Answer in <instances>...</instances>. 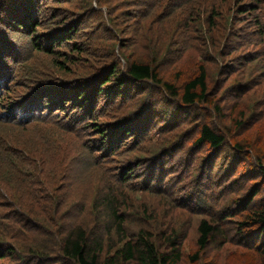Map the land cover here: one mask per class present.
<instances>
[{"label": "trees", "instance_id": "trees-1", "mask_svg": "<svg viewBox=\"0 0 264 264\" xmlns=\"http://www.w3.org/2000/svg\"><path fill=\"white\" fill-rule=\"evenodd\" d=\"M75 1H79L77 4L79 8L74 18L72 15L74 10L69 7ZM208 1L211 2V0ZM105 5L108 10H99ZM205 6L213 13L211 21L222 25L226 30L228 25L214 21L213 18L220 14L213 12L217 10L216 8L210 10L206 0H118L116 4H112L111 0H0V151L13 150L18 156L11 162L19 163L17 171L36 178L39 183L42 182L46 171L36 154L37 150H28L24 146L19 147L11 142V138L14 137L7 127L12 121L18 120L25 122L26 126L43 130L41 135L55 130L73 138H79L81 143L70 147L75 149L79 147L77 150L79 154L74 156L76 159L83 155L82 157L90 161L89 164L85 163L87 169L83 171V174H86L88 170L93 172V169L99 167L106 168L101 173L103 178L106 183L116 185L121 194L125 188L134 186L147 191H169L171 184L168 183V177L172 172L169 164L162 163L165 152L149 155L146 158H131L124 165L116 163L123 151L129 147L128 140L131 137L136 138L134 145L139 149L143 147L142 137L147 139L153 136L150 134L152 117L147 113L141 114L138 119L124 118V121L119 123L106 118L107 113L115 106V101H118L121 95V91H118L116 86L107 85L111 82L110 77L119 72V66L110 65L112 74H102L98 82V77L95 75L69 77L65 73H71V66L73 62L77 63L79 53H84L83 60L90 61L89 54H86L89 51L88 46L96 45L98 41L103 40V37L98 34L103 24H99L98 30L92 28L94 13L99 12L107 26L111 27V32L119 37L121 31L119 25L122 19L129 23L135 21L159 23L156 17L162 19L179 15L181 20L177 28L181 30L180 36L170 41L185 48L189 45L190 38L197 40L200 37V33L194 27L196 22L194 19L190 20L195 10L200 12L199 10ZM209 11L203 10V17ZM238 12L244 14L238 19L237 33L241 28L240 22H247L249 31L243 38H246L247 43L256 46L247 52L244 60L247 62L264 60V0L243 2ZM250 14L253 15L251 20ZM185 27L186 30H183V33L182 29ZM249 34L253 36L247 37ZM234 35L242 36L240 32ZM126 37L125 35L123 39ZM240 45L241 43H238V46ZM107 48L101 58L108 57L109 47ZM233 51H235L234 48L228 55H231ZM240 59L243 60V58ZM153 64L139 60L129 61L125 71L127 79L162 85L169 96L180 97L181 107L190 106L196 110L199 104L214 103V100L210 101L207 98L209 87L207 71L203 64L200 65L202 68L200 73L184 84L182 94L161 79L158 73L159 67ZM90 71L87 72L90 73ZM105 75L110 77L106 78ZM116 78L119 83L121 80L125 81L121 75ZM194 130L198 131L194 140L196 143L210 145L217 154L218 151H222L221 148L226 143V135L216 131L206 121L199 123ZM243 147L239 142L232 146L233 158L224 166V172L228 175L234 176L238 167L237 163L247 160ZM68 149L67 146L64 151L67 152ZM215 158L213 155L212 165ZM250 161L251 166L247 170L249 169L250 172L255 170L257 176H251L249 179L259 176V180L252 184L248 193L237 204L238 210H245L244 219L237 222L238 234L243 237L242 243L253 248L259 255L258 258L264 260V198H261L259 203L255 202L259 192L264 190V150L255 160L252 158ZM2 164L0 162V165ZM203 179L206 186L213 184L208 178L203 177ZM220 180L223 179L220 178ZM235 182L232 185L228 184L225 191H234ZM55 185L58 187V200L55 203L58 209L63 205L61 191L63 185L61 182ZM2 193L6 196L0 183V197ZM115 198L119 197L109 193L101 196L99 205L96 199L93 201L92 211L97 217L94 225L81 222L61 231L58 254L53 253L49 247L53 236L48 232L44 233L41 242L33 243L35 235L40 230L52 229L47 222H53V219L59 218L60 214L49 204V199L46 203L48 212L40 218L41 221L46 222L40 225L29 223L35 231L33 230L31 235V242L25 241L30 243L29 248L25 249L28 254L16 251L12 240L18 239L21 229H17L15 225L24 221L31 222L32 219L20 214V209L16 208L18 204L15 205V201L12 200L11 208L18 222H0V227L14 229V232L4 230L0 232V264H3L2 260L6 258L13 262L11 264H58L61 262L67 264H179L182 258L180 244L183 235L175 229L161 230L154 223L152 227H146L147 222L144 220L143 227L131 231V224L134 222H126L128 215L123 211L125 209L120 207L121 198L119 200ZM116 204L119 206L117 207ZM10 213L9 217H12ZM201 213L209 217L202 218L198 224L199 251L205 249L212 241L222 243L228 241V235L224 234L221 225L226 224L227 222L224 221L230 220L235 215V211L225 209L218 218H213L210 213L203 210ZM22 232L26 233L25 229ZM259 236H263L261 242H256L254 245L246 243L247 239ZM197 255L198 253H195L192 260L195 261Z\"/></svg>", "mask_w": 264, "mask_h": 264}, {"label": "rangeland", "instance_id": "rangeland-1", "mask_svg": "<svg viewBox=\"0 0 264 264\" xmlns=\"http://www.w3.org/2000/svg\"><path fill=\"white\" fill-rule=\"evenodd\" d=\"M111 1L112 4H116L118 0ZM206 1L207 5H210V10L216 8L217 10L213 12L220 14L213 18L214 21L228 27L225 30L222 25L212 22L213 13L207 10L206 6L201 8L200 12L195 10L190 21L194 19L196 22L194 27L200 33V37L197 40L190 38L189 45L185 48L170 41L180 36L181 30L177 28L181 20L179 15L162 19L156 17L159 23L151 21L129 23L121 18L119 37L111 32V27L107 26L99 12L94 13L92 28L98 30L99 24H103L98 33L103 40L98 41L96 45L88 46L89 51L86 54L90 55H88L90 61L83 60L84 53H79L77 63L73 62L71 66V73H65L69 77L95 75L98 77V82L102 74H112L110 65L119 66V72L115 76L105 75L106 78H111V82L107 85L116 86V89L121 91L118 101H115V106L107 113L106 118L119 123L124 121V118L138 119L141 114L147 113L152 117L150 134L153 136L147 139L142 137L143 147L139 149L134 145L136 138L131 137L128 140L129 147L123 151L116 163L124 165L131 158H146L149 155L165 152L162 163L169 164L171 168L172 173L168 177L170 190L155 192L134 186L125 188L121 194L116 185L106 183L103 178L101 173L106 168L99 167L93 169V172L88 170L83 174L87 169L85 163L89 164L90 161L82 157L83 155L76 159L74 156L79 154L77 152L79 147L76 149L70 147L81 143L79 138L55 130L41 135L43 130L26 126L22 121H12L7 127L14 137L11 138V142L28 150H37L36 154L46 171L42 182L39 183L36 178L18 172L17 161L1 162L3 164L0 165V183L7 197L4 193L0 197V222H18L11 208L12 200L15 201V205L18 204L16 208L20 209V214L32 219L31 222L24 221L15 225L17 229H21L18 239L12 240L16 251L23 253L26 252L27 247L29 248L30 243L25 241L31 242V235L35 229L30 227L29 223L40 225L46 222L41 221L40 218L48 212L47 199L60 215L57 220L55 218L53 222H47L52 229L40 230L35 235L33 243L41 242L44 233L48 232L53 236L49 247L53 253L58 254L60 232L81 222L94 225L97 217L92 211L93 201L96 199L99 205L101 196L110 193L119 197L115 198L116 200L121 198L120 207L125 209L123 211L128 215L126 222H134V224L130 223L131 231L143 227L144 220L147 222L146 225L144 224L146 227H152L154 223L161 230L175 229L183 235L180 244L182 258L179 264H264V260L258 258L259 255L253 248L242 243L243 237L238 234L237 223L244 219L245 213V210H238L237 204L248 193L252 184L259 180V176L249 179L257 175L255 170L250 172L247 168L251 166L250 160L252 158L255 160L264 150V60L255 62L244 60L247 52L256 48L254 44L247 43L246 38H243L249 31L247 22H240L239 32L242 36L234 35L239 34L238 19L244 14L239 13L238 8L249 0ZM75 2L69 7L74 10L72 14L74 18L79 8L77 6L79 1ZM101 9L108 10V7L105 5L99 10ZM203 10L209 11L204 17ZM249 19H253L252 14ZM183 30H186V27ZM125 35L127 37L123 39ZM252 36L249 34L247 37ZM238 43L241 45L238 46ZM107 47H109L108 57L101 58ZM233 48L235 51L228 55ZM135 60L158 66L161 79L171 84L179 94L183 93L184 84L200 73L203 64L207 71L209 87L207 98L210 101L214 100V103L199 104L196 110L190 106L181 107L180 97L169 96L162 85L127 79L125 71L128 62ZM120 75L125 79L124 82L121 80L119 83L117 80L116 77ZM205 121L216 131L226 135V143L218 154L210 145L198 144L194 141L198 135V131L194 129ZM20 129L22 130L19 132ZM236 142L244 146L247 160L237 163L235 175L231 176L224 172V166L233 158L232 146ZM67 146L69 149L65 152L64 148ZM213 155L216 157L214 165H212ZM17 156L18 154L13 159ZM203 177L208 178L213 184L206 186ZM58 182L63 185L61 190L63 205L57 209L55 203L58 200V187L55 184ZM234 182V191L226 192L225 188L228 184L232 185ZM263 195L262 189L255 202L259 203L260 199L264 198ZM225 209L235 211V215L230 220L224 221L227 222L226 224L221 225L224 234L228 235V241L223 243L212 241L205 249L199 251L198 224L202 218L209 217L201 211L218 218ZM9 212L12 217H9ZM23 229L26 233L22 232ZM3 230L14 232L13 228L0 227V232ZM262 240L263 236H259L247 239L246 243L254 245ZM195 253L198 255L194 261L192 256ZM2 263L13 262L6 258Z\"/></svg>", "mask_w": 264, "mask_h": 264}]
</instances>
